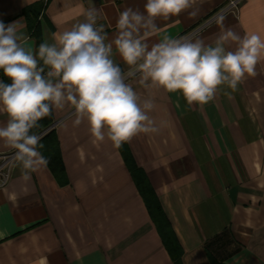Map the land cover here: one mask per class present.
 Returning a JSON list of instances; mask_svg holds the SVG:
<instances>
[{"label":"crops","instance_id":"obj_1","mask_svg":"<svg viewBox=\"0 0 264 264\" xmlns=\"http://www.w3.org/2000/svg\"><path fill=\"white\" fill-rule=\"evenodd\" d=\"M41 1L0 0V21L18 23L34 53L37 41L23 12ZM229 1L193 0L179 16L158 18L161 31L148 43L169 35L215 46L228 29L264 38V0L227 9ZM145 3L49 0L39 17L41 43H55L54 35L84 22L88 9L97 10L111 41L120 12H143ZM224 47L234 51L237 44ZM113 59L128 71L115 47ZM256 73L235 91L222 85L211 102L192 106L180 92L129 78L142 99H153L149 115L160 131L119 148L107 136L93 143L87 120L74 123L71 105L53 109L49 130L62 175L47 164L26 180L22 166L11 162L0 187V264L45 258L47 264H264V60ZM7 119L0 113V126ZM15 151L0 141V162Z\"/></svg>","mask_w":264,"mask_h":264},{"label":"clouds","instance_id":"obj_2","mask_svg":"<svg viewBox=\"0 0 264 264\" xmlns=\"http://www.w3.org/2000/svg\"><path fill=\"white\" fill-rule=\"evenodd\" d=\"M192 3L146 0L143 12L127 7L119 14L118 31L111 41L104 25L97 26V10L88 9L82 13L84 22L54 35L55 43H41L35 53L18 23L0 21V72L10 81L0 80V113L8 117L6 125L0 126V141L16 150L14 160L22 166L24 179L48 163L38 150L43 148L41 137L31 130L53 109L71 105L74 123L87 120L93 143L107 136L119 148L139 134L160 131L149 115L153 99H142L127 82L129 78L138 76L145 87L180 92L192 106L211 102L222 85L235 91L246 76H256V66L264 60V38L257 33L241 37L228 29L215 46L169 35L148 43L161 31L158 18L179 16ZM229 41L237 44L234 51H226ZM114 47L127 72L114 61ZM39 264H47L46 258Z\"/></svg>","mask_w":264,"mask_h":264},{"label":"trees","instance_id":"obj_3","mask_svg":"<svg viewBox=\"0 0 264 264\" xmlns=\"http://www.w3.org/2000/svg\"><path fill=\"white\" fill-rule=\"evenodd\" d=\"M49 0L37 2L29 5L23 12V15L27 22V28L30 32V35L33 36L37 41V48L41 44L40 39V27H39V17L45 8ZM38 50V49H37ZM2 81L5 83H10V81L4 77L3 73L0 72ZM53 123V113L50 116H47L41 119L38 122L37 127L31 130V134L38 135L45 128L49 127ZM40 143L43 145V148H40V152L48 160V166L51 171L56 175H62L63 169L60 161V156L57 151V139L54 133V130L51 129L47 133L41 136Z\"/></svg>","mask_w":264,"mask_h":264},{"label":"built area","instance_id":"obj_4","mask_svg":"<svg viewBox=\"0 0 264 264\" xmlns=\"http://www.w3.org/2000/svg\"><path fill=\"white\" fill-rule=\"evenodd\" d=\"M239 1L240 0H230L227 9H237ZM99 25L100 24L97 22V26ZM14 153L15 152H12L4 156L2 162H0V187H3L8 181L11 169V162L14 160Z\"/></svg>","mask_w":264,"mask_h":264},{"label":"water","instance_id":"obj_5","mask_svg":"<svg viewBox=\"0 0 264 264\" xmlns=\"http://www.w3.org/2000/svg\"><path fill=\"white\" fill-rule=\"evenodd\" d=\"M52 127V125H50L49 127H47L46 129H44L41 133H39L38 135L41 137L44 133H46L50 128Z\"/></svg>","mask_w":264,"mask_h":264}]
</instances>
